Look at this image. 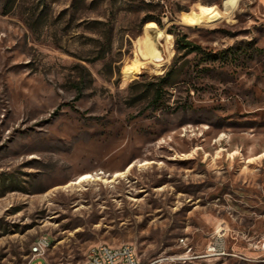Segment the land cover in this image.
Here are the masks:
<instances>
[{"label":"rangeland","instance_id":"374dc122","mask_svg":"<svg viewBox=\"0 0 264 264\" xmlns=\"http://www.w3.org/2000/svg\"><path fill=\"white\" fill-rule=\"evenodd\" d=\"M233 1L0 0V264H264V0Z\"/></svg>","mask_w":264,"mask_h":264},{"label":"built area","instance_id":"2783aa9c","mask_svg":"<svg viewBox=\"0 0 264 264\" xmlns=\"http://www.w3.org/2000/svg\"><path fill=\"white\" fill-rule=\"evenodd\" d=\"M47 240L37 239L30 248V258L28 264H46L45 257L49 248ZM209 251H214L210 248ZM84 264H141L135 248L129 244H120L117 251H105L102 244H97L92 248L90 256H86Z\"/></svg>","mask_w":264,"mask_h":264},{"label":"bare ground","instance_id":"6f19581e","mask_svg":"<svg viewBox=\"0 0 264 264\" xmlns=\"http://www.w3.org/2000/svg\"><path fill=\"white\" fill-rule=\"evenodd\" d=\"M236 3V0H234L232 3L229 4L228 8H232L234 6V4ZM200 10H201V15L203 16V18L205 20H208L207 22L210 21V19L212 18H221L220 14L218 12L215 11L214 7H206V6H201L199 7ZM155 50V49H154ZM151 48L150 47H145L143 48V55L145 58H152V55H151ZM156 58V57H155ZM153 60V59H152ZM137 63V62H136ZM141 63V62H140ZM139 65V64H138ZM140 67L141 68H145L146 67V62H142L140 64ZM87 177V176H86ZM40 239H45V238H40ZM49 244L50 242H48L47 240V248H49ZM103 248L105 249V251H117L119 250V246H109V245H103ZM95 246L91 247L90 250L87 252V255L86 256H90L91 252H92V248H94Z\"/></svg>","mask_w":264,"mask_h":264},{"label":"trees","instance_id":"16d2710c","mask_svg":"<svg viewBox=\"0 0 264 264\" xmlns=\"http://www.w3.org/2000/svg\"><path fill=\"white\" fill-rule=\"evenodd\" d=\"M180 45V49L184 50L185 52H187V54H191V53H196V52H201V48L197 45H194L192 43H190L189 41H186L185 38H183L182 40H179L177 42ZM169 75V73H167L165 75V77H163V79H161V81L163 82L164 79ZM155 95H154V102H157L158 99L161 97L160 94V89H155Z\"/></svg>","mask_w":264,"mask_h":264}]
</instances>
